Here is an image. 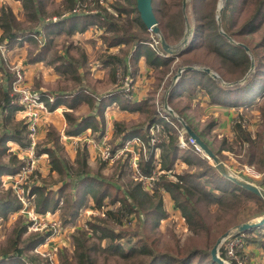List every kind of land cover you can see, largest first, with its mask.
Instances as JSON below:
<instances>
[{
	"label": "trees",
	"instance_id": "trees-1",
	"mask_svg": "<svg viewBox=\"0 0 264 264\" xmlns=\"http://www.w3.org/2000/svg\"><path fill=\"white\" fill-rule=\"evenodd\" d=\"M17 1L20 2L23 11L22 19L26 23L28 22L29 25L27 27L23 26L24 23L18 20L12 6L9 4L3 5L0 14V29L2 31L0 42H9L8 45L10 44L9 47L11 48L18 44L22 45L25 42L29 45H34L35 48L39 47V51L34 52L29 58L32 63L44 61L52 54L53 44L57 37H72L76 33H83L89 25L104 28V33L106 34L104 39L110 42V44L116 40L136 41L137 34L130 32L124 25L120 24L122 15L131 16L133 13H137L133 21L141 24V33L148 32V29L139 17L136 0H116L117 3L118 1H122L129 6H124V8L122 6H114L115 14H110L107 8L102 5L105 0H61L63 12L56 13L59 15V20L47 23L46 21L49 18L45 15L46 0ZM233 3L235 4V8H239V4L236 5L235 0H229L228 5ZM89 4H93L94 6L89 7ZM79 9H82V13H77V11H80ZM94 9L97 12H94ZM250 9L251 17L248 20L249 22L244 26L247 31L253 25L258 28L264 23V0H255L253 4H250ZM61 14L69 16L63 15L64 17L61 18ZM79 21H82L84 25L81 30L77 24ZM206 29L213 30L214 26ZM242 36L243 34L238 35L239 38ZM221 38L218 35V39ZM195 47L196 44H190L180 55L184 53L189 54L197 49ZM222 47L226 48L225 52H223V60L235 63L240 69L237 77L242 78L251 66L248 53L244 48L232 45L230 41L223 42ZM248 47H250L256 59V70L251 80L245 86L231 90L222 87L209 74L203 71L187 70L182 74L178 84L172 90L169 98L171 107L196 132L197 125L194 123V120L185 116L186 108H176L177 105L174 102L176 90L179 89L177 93H188L189 95L204 92L206 96L211 98V104L217 103L236 108L246 105L251 107L255 100L252 97V93L256 92L260 86L264 88V55L261 56L259 54V44ZM142 50L143 46L138 48L135 54L140 55ZM143 55L148 65L155 67L163 66L164 68H167L169 65L168 59L154 51L146 50L143 52ZM63 57L57 52L48 64L59 72H65L70 77H75L77 67L74 60L70 57ZM123 62H125L124 59ZM124 67V70L127 72V64ZM0 70L3 72V79L0 81V160H2L3 155L6 157L9 154L7 163L0 161V218L7 219V216L12 211L16 210L20 212L24 208V204L20 200L22 199L21 196L17 197L13 189H4L5 185L2 182L4 174L7 173L8 175L15 176L20 173L24 165V161L19 160L17 154L10 152L11 148L7 143L14 141V144L18 145V147L29 148L31 139L26 120L20 121L18 125H13L17 121L15 114L24 108L18 102V94L13 93L12 84L15 79L13 73L8 72L6 66H1ZM223 78L227 82L231 81L228 76H224ZM122 93L123 95L119 94L117 96L119 97V102H117L119 109L131 113H144L146 121L143 124L130 128L119 122H115V138L128 132L131 135L140 134L139 136H141L140 138L147 149L146 153L141 150L139 165L143 176H150L157 169V166L159 167L157 170L156 189L149 192L144 189L139 179L133 178L132 172L128 167L129 153L124 154L119 159L121 163L117 166L118 170L116 174L107 178L100 171L102 166L105 165L101 164L102 166L100 165L99 171L92 172L90 170L89 149L86 142L77 145L76 158L71 163L60 155L58 149L56 150L55 147L48 145L43 150H38L37 153L38 155L48 154L53 169L63 177L61 179L62 184L59 188L53 190L52 185L41 184L35 179H32L31 182L29 181L31 184L25 185L24 190L26 191L30 207L39 215L60 211L62 225L75 223L79 210L84 208L87 203H91L98 213H102V216L106 217L105 219L100 216H92V220H87L85 223L86 228H84L85 225L83 227H76L75 232L72 234L74 252L72 256L62 257V264H95V260L91 254L96 251L116 254L126 262L134 259L137 264H217L211 258V250L218 237L232 224L246 222L253 217L263 216L264 200L223 178L192 146L188 149L180 150L178 147V132L170 122L159 116L157 105L154 102L151 104L146 100L138 103L126 100L122 101L127 95L129 99H132V94ZM60 96L70 97V100L66 101L57 98L55 103L50 102L49 99H43V101L49 108L67 102L66 107L68 110L64 113L69 125L67 131L69 135L81 134L80 132L87 129H91L94 134L98 133V138L104 135L105 102L103 100L98 102L94 92H88L84 98L92 111V114L84 118H78L71 113L79 103L74 102V94H62ZM114 101L116 100L109 103L113 104ZM173 102L176 107H173ZM95 109L97 112H94ZM243 112L244 110L238 111L233 119V138L236 142L244 143L249 147L252 146L249 149L250 155L248 159V163L251 166L258 163L256 161V158H258L263 167L264 129L261 130V133L254 134L250 129L249 122L246 121L245 112ZM98 116L102 120H99ZM259 118L261 121L264 119L263 113H260ZM169 119L171 122L176 123L173 117L169 116ZM156 124L160 126L162 140L160 143L152 146L150 144L151 136L149 130L151 126ZM50 134L53 135L52 140L55 143L61 142L60 136L54 135L53 132H50ZM202 134L204 136H200L206 141L205 137L207 136L208 138L210 133L208 130L203 129ZM127 135L124 137H129ZM111 144L113 150L122 147V145H116L114 141ZM156 149L159 150V160L157 163H154L153 156ZM224 150L222 149V151ZM179 161H182L186 165L181 174L174 172V168ZM121 176H127L129 179L124 185L120 184L119 178ZM256 184L264 189V176ZM165 193L170 196L173 210L181 214V218L184 219L187 228L190 229L192 235L188 238L189 241L192 242L203 234L205 237L204 247L186 245L175 253H161L157 250L153 231L169 215L164 207ZM197 199L209 206H217V211L232 210L233 216L230 225L226 224L214 228V226L206 223L202 213L196 207ZM249 201L258 204L256 212L250 209L249 204H247ZM113 207L116 208L112 209ZM124 219H127V222L130 223L134 220L136 221V225L133 228H123L128 225L124 222ZM109 222H112V226ZM32 223L33 221L25 215L18 219L17 226L13 230L14 238L10 241L6 251L0 254V264L49 263L48 256L43 257L42 254L35 253L28 254L50 234L46 231L38 230L35 231V234H30V236L25 238L26 233H30L29 226ZM116 226L119 227L118 230L114 228ZM263 229L264 226L251 230L257 233L255 238H248L247 233H251V231L246 232L244 235L247 244H256L264 249ZM92 237H96L98 243L90 242ZM103 242H106L105 247H103ZM221 255L222 257L225 255L223 250H221Z\"/></svg>",
	"mask_w": 264,
	"mask_h": 264
},
{
	"label": "rangeland",
	"instance_id": "rangeland-1",
	"mask_svg": "<svg viewBox=\"0 0 264 264\" xmlns=\"http://www.w3.org/2000/svg\"><path fill=\"white\" fill-rule=\"evenodd\" d=\"M15 1L16 0H13V8L16 13L15 15L24 23V25H22L27 27L29 24L22 19L23 11L20 9L19 3ZM254 1L255 0H246L245 2V0H235L236 5L239 4V8H235L234 3L228 5L229 0H186V4H184V0H153V10L158 21V27L168 44L172 47H178L180 42L183 40L187 27L189 26L193 31V36L192 38L190 37V44H196L195 48L197 49L189 54L184 53L178 57L168 56L161 46V39L158 35L154 34L150 30H148L147 33H141V24L133 21L136 18L137 13H133L131 16L122 15V19L120 20L121 25H124L130 32L137 34L136 41L116 40L118 42L113 41L114 43L112 42L110 44V42L104 39V36L106 35L104 33V28H97L89 25L83 33H76L72 37H57L55 39V43L53 44L52 54H50L44 61L36 63L30 62L29 58L32 54H34V52L39 51V47L35 48L34 45H29L27 42L12 48L8 46L7 51L1 49L3 44L0 43V54L4 56V59H6V68L8 72L11 74L13 73L14 78H16L18 72H21L23 78L22 88H24V90L27 89L30 93L42 95V99H50L53 103H55L57 98H61V100L70 99V97L56 95L59 92L69 94L72 91L80 92V90H83L84 88L88 89L90 92L98 94L99 97L104 96V98H106L105 102H112L114 98H116L115 96H119V94L123 95L122 92L125 88L129 89L126 92L133 94L135 91L139 90L141 85L140 88L147 89V93L145 95L147 102L152 104L158 99L161 106L168 102L169 107L174 111L170 105V97H168L167 93L169 92L174 76H176L181 69L184 70V67L193 66L198 69L209 68L218 76V79H214V81L222 87L231 90L243 87L251 80L256 70V59L248 46L252 47L255 44H259V54L261 56L264 55V23L258 28H256L257 26L255 25L251 26L249 31L244 28L245 24L249 22L248 20L251 17L250 4H253ZM222 2L225 9L220 17L221 19L219 25L217 20V16L219 14L218 8ZM102 5L107 8L110 14L116 13L113 8L114 6H122V8H124V6H129L127 3L124 4L122 1H118L117 3L116 0H105ZM88 6L93 7L94 5L89 4ZM79 10L80 11H77V13H82V9ZM58 12H63L61 0H46L45 15L49 18L46 23L58 21L59 15L56 14ZM94 12H97V10L94 9ZM63 15L64 14H61L62 17H60L63 18L64 16H69ZM77 24L79 25L80 30L84 26L82 21H79ZM210 26H214V29L207 30L206 28ZM221 30L228 37H230L232 45L239 48L246 46L249 49V52L247 53L250 60L252 58L254 59V70L250 71V66L248 72H246L242 78L237 77L240 72L237 65L233 62L224 61L222 58L223 52L226 50L225 47H222V44L223 42H229V40L220 33ZM240 34H243L241 38L238 37ZM218 35L222 38L218 39ZM139 39L140 41H138ZM142 46V53L140 55H136V50ZM146 50L154 51L168 59V67L164 68L163 66L155 67L148 65L146 63V58L143 55V52ZM57 52L60 53L62 58L65 56L74 60L77 67V74H75V77H70V75L65 72H59L48 64L50 59H52ZM123 59L125 62H123ZM125 64H127L128 67L127 72L124 70ZM184 72L185 70L182 71L181 76ZM224 76H228L231 81H225L223 78ZM244 78L246 80L241 83ZM223 82L226 84L231 83L233 85L226 86ZM172 90L170 92H172ZM178 90H176V97L174 100L177 107L174 102L173 107L187 109L189 106L192 107L198 103L202 105V107L197 105L196 109H190L188 113L185 112V116L188 117L189 115L194 119V122L197 125V132L201 136H204V134H202L200 128L208 130L211 135L208 136L209 138H207V136L205 137L206 142L218 155L220 160L228 167L229 171L232 174L254 184L259 182L264 176V166L262 167L260 160L256 158L258 163L253 165L255 166L257 173L260 174V177L256 179L247 178L245 176L244 169L246 166H250L248 159L250 155L249 149L252 146L249 147L244 143L236 142L233 136H229L226 132H224L223 129L225 126L222 122L218 126V121L220 123L221 119L218 112L221 114L222 112L218 109H216L218 112H214L215 109L208 108L211 103V98H209V96L207 97L204 92H197L194 95H189L188 93H177ZM14 92L18 94V102H20L23 106L24 104L21 103L22 101L20 100L19 93L16 91ZM84 94L85 92H82L80 95H77V98H81ZM252 97L255 99L254 103L251 107H248L245 117L246 121L249 122L252 132L257 134L259 132L261 133V130L264 129V119L261 121L259 118L260 116L257 115V112H255L258 109V111L260 110L259 114L263 113L264 115L263 86L257 88V91L252 93ZM123 100L132 102L133 99H129L125 96L122 101ZM161 106L157 107L161 109ZM214 106H216L215 108H225L228 110L232 109V112L234 113L236 110H240L239 108L233 109L231 106L219 105L217 103H215ZM59 108L57 109V106L50 107V111L47 112H45L41 107H36L33 112H28L24 108L22 111L15 114L17 121L14 122L13 125H18L20 124V121L26 120L28 129V123L31 121L30 115L37 114L38 119L35 123V130L33 131L29 129L31 131L30 139L31 144L33 143L32 146H29V148H22L15 145L14 141H9L7 143V145L11 148L10 152L12 154H17L18 159L22 162L24 161V165L25 163H29L30 170L29 173L25 175H20V173H18L17 175L12 176L6 173L2 177V182L5 185L4 189H13L17 197L23 196L22 199H19L23 202L24 208L20 212L16 210L12 211L7 216V219L3 217L0 218V254L6 251L10 241L14 238L13 230L17 226L18 219L23 215L28 216V218L32 221L35 219V222H37L36 227H38L40 231L50 233V236L48 235L33 251L28 254L36 253V250L40 249V252L43 254L42 256H48V259L50 257L54 261V264H62V257L72 256L74 252L72 234L75 232L76 227H83L85 225L84 228H86L85 223L87 220L91 221L92 216H100L106 219V217L102 216V213H98L92 207L93 205L91 203H87L84 208L79 210L75 223H69L67 225L61 224L60 211H56L54 213L47 212L45 215H39L30 207L26 191L24 190L25 185L31 184L29 181L31 182L32 179L38 180L41 184L47 186L52 185L55 190L62 184L61 179H63V177L53 169L50 159L48 158V154L44 153L42 155H38L37 151L43 150L50 145L55 147L56 150L58 149L60 155L66 161L70 163L73 162V151L75 145L73 147L67 142L72 140V138L70 137L71 139H69L66 135L69 127L62 126L65 122V113L63 110L56 112ZM78 108V106L74 108L71 113L78 118L87 114L86 109L80 108L78 110ZM105 108H107V106H105ZM77 110L78 112H76ZM118 110L120 109L116 105L109 109L106 113V121L108 122L109 120L112 123L115 120H127L129 126H135L139 122V119L137 120L127 115H119ZM174 113L176 117L180 116L177 112L174 111ZM121 117L123 119H120ZM175 121L176 123L173 125L176 127L180 126L181 123H179L178 119H175ZM216 126H218V128L214 129ZM50 132H53L56 136H60L61 142L55 143L52 140L53 135L50 134ZM98 137L99 134L96 133L94 134L93 139L89 138L90 147L92 148V156L89 158V168L92 172H96L99 171L101 164L105 165H101L102 168L100 171L105 177L110 178L112 175L116 174V171L118 170L117 166L121 162H119L120 160L116 162H104L101 157V152L105 147H108V145H112V140L105 138V140L100 143L96 141ZM132 138H140V136L135 134L131 135L128 138L130 142H132ZM135 145L136 144L132 143L130 147L132 150L138 152L139 147ZM222 149L225 150L222 151ZM8 157L9 154L6 155V157L3 155L1 158L2 160L0 161L7 163ZM44 157L46 159H44ZM205 159L209 162V164H213V162L208 158ZM119 179L121 185L126 184L129 180L127 176H121ZM247 204H249L252 211L256 212L258 208L257 203L249 201ZM116 207H113L112 209H115ZM196 207L202 213L206 223L214 226V228H217V226H224L226 224L230 225L232 222L231 219L233 213L230 209L227 211H217V206H209L205 202L199 201V199H197ZM166 209L168 211L170 210V206H168V204H166ZM31 216H34V219ZM261 217L262 216L253 217L246 222L256 220ZM45 219L50 220L47 223H44ZM51 219H55V222H57L55 230H52L47 225L52 222ZM124 222L128 225L123 228H133L136 225V221L134 220L130 223L127 222V219H124ZM109 223L112 226V222ZM242 223L244 222L232 224L224 230L218 239L224 233L232 230L235 226ZM31 227L32 226L30 224V233H26L25 238L30 236V234L36 233ZM114 228L116 230L119 229L117 226ZM263 233L264 231L262 234ZM153 234L154 241L157 244V250L161 253H175L178 249H183V246L186 245H194L197 247L205 246V237L203 234L198 239H195L192 242L189 241L188 238L192 235L190 229L187 228V225L184 222V219L181 218V215H175L173 214V211H171V213L169 212V215L161 221L160 225L153 231ZM256 236L257 233H255V231L247 233L248 238H255ZM90 242L98 243V240L96 237H92ZM243 242L244 244L241 243L239 247L236 248V252L239 251V257L243 259V264H264V249L256 244H247L245 241V235L243 237ZM105 246L106 242H103V247ZM224 248L221 250L226 253ZM254 250L257 252L255 253ZM91 256L95 260V264H137L134 259L130 262H126L116 254L113 255L102 251L92 252ZM220 256L222 257L221 254ZM222 258L225 261H229L226 255ZM74 261L76 260L74 259ZM228 263L231 264L230 262Z\"/></svg>",
	"mask_w": 264,
	"mask_h": 264
},
{
	"label": "built area",
	"instance_id": "built-area-1",
	"mask_svg": "<svg viewBox=\"0 0 264 264\" xmlns=\"http://www.w3.org/2000/svg\"><path fill=\"white\" fill-rule=\"evenodd\" d=\"M1 49H3L4 51H7V44H3V46L1 47ZM4 61L6 62V59H4ZM22 74L21 72H18L15 78V81L12 84V89H13V93H15L14 91L18 92L20 95V100L22 101L21 103H23L25 110H27L28 112H33L36 107H41L42 109H44L45 112L50 111V108L44 103L43 99H42V95H39L37 93H30L27 89L24 90V88H22ZM178 82V81H177ZM173 80H172V84L173 85ZM24 86V85H23ZM170 86V88H171ZM169 88V89H170ZM129 89L123 90V92H125L126 94H128ZM128 97V95H127ZM50 100V99H49ZM51 102V101H50ZM157 106H161L159 100L157 99L156 102H154ZM159 107H157L158 110V114L161 118L165 119L166 121L170 122L172 125L175 124L173 122L170 121L169 119V112L166 110L165 105L161 106L162 108L159 109ZM31 121L30 123H28L29 129L31 130H35V126H36V121L38 119L37 114H31ZM174 126V125H173ZM175 129L178 132L179 135V143H178V147L180 150H185L188 149L189 147H193L194 150L201 154L203 158H208L203 150L201 149V147L196 143L195 139L191 138L188 136L184 126L182 124H180V126L176 127L174 126ZM30 131V130H29ZM31 134V131H30ZM149 134L151 136V141L150 144L152 146L158 144L161 142L162 140V134L160 133V126L159 124L153 125L150 127L149 130ZM161 138V139H160ZM132 142H130L129 139H127L122 145V147L120 149L117 150H113L111 148V146L108 145V147H105L102 152H101V157L104 160V162H116L119 159H121V157L124 156V154L129 153L130 156L128 158V167L130 168L131 172H132V176L135 179H139L143 186L144 189L152 192L156 189V184H157V179H158V173L157 170L159 169V167L157 166V169L150 175V176H143L142 174V170L140 168V152L141 150H143L144 153H146V146L145 144L142 142L141 138H132ZM134 143L139 147V151H134L131 149V144ZM33 144V143H32ZM32 144L30 146H32ZM153 160L154 163H157L159 160V150L156 149L155 155L153 156ZM30 170V165L29 163H25V165L22 167L20 175H25L27 173H29ZM244 174L247 178H256L258 179L260 177V174L257 173V170L255 169V166H246L244 169ZM22 198V196H21ZM34 219V216H31ZM50 219H45L44 223H47ZM52 222L49 224H47L52 230H55L57 227V222H55V219H51ZM37 222H35V219L32 223V229L33 231H37L39 230L38 227H36ZM59 225V223H58ZM31 229V230H32ZM50 236V235H49ZM243 237L244 234H236L232 237L227 238L226 240L223 241L222 245H221V249L224 248L226 253V257L229 261L226 262H230L231 264H243V259H241L239 257V251L236 252V248L239 247V245L243 242ZM221 249H220V254H221ZM35 254H42V252H40V249L36 250ZM43 255V254H42ZM49 257V264H54V261Z\"/></svg>",
	"mask_w": 264,
	"mask_h": 264
},
{
	"label": "water",
	"instance_id": "water-1",
	"mask_svg": "<svg viewBox=\"0 0 264 264\" xmlns=\"http://www.w3.org/2000/svg\"><path fill=\"white\" fill-rule=\"evenodd\" d=\"M184 4H186V0H184ZM136 8H137V11L139 13V17H140L142 23L145 25V27L160 37L161 46H162L163 50L168 54V56L178 57L186 48H188V46L190 44V37L192 38V36H193V31L189 26L187 27V30H186L184 37H183V40L180 42V45L178 47H172L170 44L167 43L164 36H162L160 28L158 27V21L156 19V16H155L154 10H153V0H136ZM224 9H225L224 5L220 8H218L219 14L217 16V20H218L219 25H220V19H221L220 17L222 15ZM220 33L225 38H227L230 42H232L230 37H228L222 30L220 31ZM243 48L246 50V52H249V49L246 46H243ZM254 68H255V63H254V59L252 58L250 71H253ZM184 70L185 71L186 70L203 71V72L209 74L213 79H218V76L214 72H212L209 68L198 69V68L193 67V66H188V67H184ZM184 70L181 69L178 72V74L176 76H174V78H173L174 83L171 86V88L169 89V92L167 93L168 97H170V94H171L170 91L172 89H174V87L177 85L176 83L179 82V80L181 78V73ZM245 80L246 79L244 78L243 81H241V83L244 82ZM223 84L226 86H232L233 85L231 83L226 84L224 82H223ZM165 108L169 112L171 117H173L174 119H178L179 123H181L184 126L188 136L195 139L196 143L201 147V149L203 150L204 154L208 157V159L213 162L212 165L214 166V168L217 170V172L223 178L232 182L234 185L241 187V188L257 195L258 197H260L264 200V189L263 188H261L260 186L254 184L252 182L246 181V180L232 174L229 171L228 167L224 164V162H222L220 160V158L214 152V150L208 145V143L195 130H193L186 123L184 118H182L180 116L176 117L174 111L169 107L168 102L165 103ZM263 226H264V215L259 219L251 220V221L239 224V225L235 226L232 230L224 233L216 241L215 245L213 246V248L211 250L212 260L217 264H229L220 256V249H221V245H222L223 241L229 237L236 235V234H241V233L244 234L248 231H251V230H254L257 228H261Z\"/></svg>",
	"mask_w": 264,
	"mask_h": 264
},
{
	"label": "crops",
	"instance_id": "crops-1",
	"mask_svg": "<svg viewBox=\"0 0 264 264\" xmlns=\"http://www.w3.org/2000/svg\"><path fill=\"white\" fill-rule=\"evenodd\" d=\"M15 2H17V3H19V5H20V9L22 10V8H21V4H20V2L19 1H15ZM5 4H9L10 6H12V8H13V0H0V14H1V9H2V6L3 5H5ZM13 11H14V8H13ZM14 13H15V11H14ZM16 14V13H15ZM18 18V17H17ZM19 21H20V19H18ZM1 34H2V31H1V29H0V37H1ZM1 43V42H0ZM8 43L9 42H4V43H1V44H7L8 45ZM18 45H20V44H18ZM18 45H16V46H18ZM8 46H10V44L8 45ZM7 50H8V48H7ZM1 66L3 67H5L6 66V64H5V61H4V56L3 55H1L0 54V68H1ZM3 72L0 70V81H2V77H3ZM178 84V83H177ZM140 87H141V85H140ZM139 87V90L138 91H135L133 94H132V102H134V103H138V102H142V101H145L146 100V93H147V89H145V88H140ZM64 92H68V91H64ZM82 92H85V94L81 97V98H77V95H80ZM88 92H90V91H88V89H83V90H80V92H77V91H72L71 93H73L74 94V96H73V98H75V100H74V102H79L78 103V110L80 109V108H83V109H86L87 110V114H85L84 116H82L81 118H84V117H86V116H88V115H90V114H92V111H91V107H90V105L84 100V98H85V96L87 95V93ZM62 94H65V93H63V92H59V93H57L56 95H62ZM96 96H97V99H98V102H101L102 100L105 102L106 101V98H104V96L102 97H99V95L98 94H95ZM106 97V96H105ZM116 98L114 99V100H116V101H114V105L112 104V103H109V102H105V105H104V108H105V106H107V108H105L104 109V111H105V123H104V135L101 137V138H97L96 139V141L97 142H100V143H102L104 140H105V138L106 139H108V140H112V141H114V143L116 144V145H121V144H123L129 137H130V134H129V132L128 133H126L125 135L123 134V135H121L120 137H117V138H115V136H116V129H115V125H114V123L115 122H119L120 124H123V125H125L126 127H128V128H130V127H132V126H129V124H128V121L127 120H115V121H113L112 123L108 120V122L106 121V113L108 112V110L109 109H111L113 106H118L119 104H117V102H119L118 101V99H119V97H117V96H115ZM137 97H138V99H137ZM208 97V96H207ZM72 98V99H73ZM70 100V99H69ZM66 101H68V100H66ZM116 102V103H115ZM210 103V102H209ZM66 104H67V102H63V104H60V105H57V109L59 108V107H61V108H59V110H56V112H60V111H66V110H68V108L66 107ZM97 104H99V103H97ZM107 104V105H106ZM110 105V106H109ZM197 105H199L200 107H202V105H200V103H198V104H196V105H193L192 107L191 106H189L186 110H185V112L186 113H188V111H190V109H196V106ZM119 107V106H118ZM216 106H214V104H211L210 103V105H209V107L208 108H210V109H215V111L214 112H218V111H216V109H218L219 111H221L222 112V114L220 113V112H218L219 114H220V123H219V121H218V126L221 124V122L224 124V132H226L229 136H233L232 134V122H233V119H234V117L236 116V114L238 113V111H243L244 110V112H245V115H246V111H248V105H246V106H244V107H241V108H239L240 110H236L235 111V113L234 112H232L233 110L231 109H225V108H215ZM233 109H238V108H236V107H232ZM118 109V108H117ZM78 110L76 111V112H78ZM119 111V115L120 114H122V115H127V116H129V117H133L134 119H139V122L136 124V125H138V124H143L145 121H146V115L144 114V113H141V112H134V113H131V112H128V111H126V110H123V111H121V110H118ZM94 112H97V110L95 109L94 110ZM243 112V113H244ZM255 112H257L258 114L257 115H259L260 116V114H259V111H258V109L255 111ZM255 112H252V113H255ZM57 114H59V113H57ZM98 118H99V120H102L101 119V117L100 116H98ZM188 118H192L191 116H189L188 115ZM120 119H123L122 117L120 118ZM193 119V118H192ZM194 120V119H193ZM64 123L62 124V126H65V127H69V125H68V123H67V121H66V119L64 118ZM127 121V122H126ZM195 123V122H194ZM134 126V125H133ZM218 126H216L214 129H217L218 128ZM200 130L201 131H203V129L202 128H200ZM215 131V130H214ZM80 133H82L80 136H78L79 134H76V135H69L68 133L66 134L67 135V137H69V139H71L72 138V140H70V141H67L70 145H72L73 147H74V145H75V147H74V157H73V161L75 160V158H76V147H77V145L79 144V143H82V142H86L87 144H88V149H89V158H90V156H92V148L90 147V141H89V138H92L93 139V136H94V133L92 132V130L91 129H87V130H84L83 132H80ZM198 133V132H197ZM129 135V137H124V136H126V135ZM199 134V133H198ZM60 135H62V134H60ZM127 135V136H128ZM140 135V134H139ZM138 135V136H139ZM200 135V134H199ZM211 135V134H210ZM210 135H208V136H210ZM47 136V135H46ZM78 136V137H77ZM71 137V138H70ZM141 137V136H140ZM125 138V139H124ZM209 138V137H208ZM62 140H63V136H62ZM111 141V142H112ZM63 143V142H62ZM135 146H137V145H135ZM44 159H46L45 157H44ZM186 168V165L182 162V161H179L178 163H177V166H175V168H174V172L176 173H179V174H181V172L184 170ZM60 186V185H59ZM59 186H58V188H59ZM57 189V188H56ZM55 189V190H56ZM54 190V189H53ZM164 203H165V209H166V204H168V206H170V210L168 211L167 209H166V211L168 212V214H169V212L171 213V211H173V214H175V215H181L179 212H175L174 210H173V203H172V201H171V199H170V196H169V194H167V193H165V195H164ZM254 252L256 253L257 251H255L254 250Z\"/></svg>",
	"mask_w": 264,
	"mask_h": 264
},
{
	"label": "bare ground",
	"instance_id": "bare-ground-1",
	"mask_svg": "<svg viewBox=\"0 0 264 264\" xmlns=\"http://www.w3.org/2000/svg\"><path fill=\"white\" fill-rule=\"evenodd\" d=\"M223 6V2L219 5V8Z\"/></svg>",
	"mask_w": 264,
	"mask_h": 264
}]
</instances>
